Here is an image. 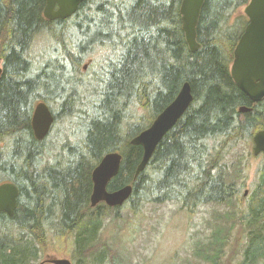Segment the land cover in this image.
Returning <instances> with one entry per match:
<instances>
[{"label":"trees","instance_id":"1","mask_svg":"<svg viewBox=\"0 0 264 264\" xmlns=\"http://www.w3.org/2000/svg\"><path fill=\"white\" fill-rule=\"evenodd\" d=\"M249 1L206 0L197 28L201 48L192 52L182 28V0H86L73 16L55 21L43 16L46 0H0V183L20 188L15 215L0 213V264H30L38 244L45 251L53 238L61 246L74 238L80 246L75 259L90 256L88 264L125 263L101 236L109 211L128 206L138 215L149 204L168 201L193 213L204 204L234 203L238 211L245 205L239 221L253 234L238 264L264 258V161L248 205L237 187L246 170L237 152L245 147L254 156L253 137L264 128V99L251 103L231 76L234 49L248 23L233 13ZM47 38L58 44L49 59L36 50L38 39ZM89 50L93 75L82 65ZM186 81L193 103L134 178L143 148L130 139ZM39 100L55 109L42 141L31 127ZM242 105L253 109L240 112ZM74 117L81 140L57 142L51 136L56 123ZM111 151L123 159L108 190L133 184V193L123 206L91 208L92 171ZM119 219L115 214L112 221ZM227 238L210 243L218 254L208 259L216 262L224 254Z\"/></svg>","mask_w":264,"mask_h":264},{"label":"rangeland","instance_id":"2","mask_svg":"<svg viewBox=\"0 0 264 264\" xmlns=\"http://www.w3.org/2000/svg\"><path fill=\"white\" fill-rule=\"evenodd\" d=\"M244 9L245 6L240 7L233 13V17L237 16L239 20L247 22L248 17ZM71 31L74 32L73 29ZM37 45V55L41 57L42 53L49 58L54 53L53 48L55 49L58 44L53 39L47 38L44 42L38 39ZM68 46L74 48L76 44H68ZM88 54L92 52L89 50L85 54L83 71L86 75H93L97 70L96 67H92L95 57L87 56ZM96 56L99 57V54ZM0 65L3 66L2 60ZM52 110L55 111L54 108ZM77 123L75 117L74 120L61 119L56 123L51 136L57 142H63L67 138L71 141L80 139L82 131ZM237 154L243 155L242 165L246 166L237 187L240 194L245 197V204L248 205L249 195L257 182L256 170L264 161V155L248 156L245 147H241ZM236 203L240 205L238 199ZM244 206L242 205L241 208ZM241 208L238 211L234 203L230 205L211 203L198 206L193 213L183 210L179 202L168 201L162 204H149L140 214L134 215L128 206H123L113 212L109 211L101 236L126 260L125 263L119 264H238L244 257L245 247L250 241L249 236L253 234L239 221ZM115 214H119L121 219L112 221ZM228 234L224 254L218 256L216 262L211 258L208 259L207 257L218 254L216 244L220 245L221 238ZM212 235L214 239L211 238ZM73 240L70 238L64 246H61L59 239L53 238V243L45 251L42 250V245L38 244L39 255L31 260L30 264H38L48 255L67 257L74 264H88L90 256L85 260L75 259V249L80 246ZM211 242L216 243L214 247L210 246ZM258 264H264V258Z\"/></svg>","mask_w":264,"mask_h":264},{"label":"water","instance_id":"3","mask_svg":"<svg viewBox=\"0 0 264 264\" xmlns=\"http://www.w3.org/2000/svg\"><path fill=\"white\" fill-rule=\"evenodd\" d=\"M86 0H46L43 16L46 20L66 19L73 16L79 6ZM206 0H182L180 14L182 28L190 51L201 48L198 42V24ZM244 13L249 21L234 49L231 64V76L238 86L251 100L264 98V0H250ZM3 67L0 65V79ZM192 85L183 83L176 97L155 117L152 123L130 139L131 145L143 148V155L138 164L134 178L146 168L159 143L178 123L194 101ZM252 108L246 105L239 107L240 112H248ZM55 122V115L49 105L39 100L34 104L31 127L38 141L44 140ZM252 152L255 156L264 154V128L253 137ZM123 156L119 151L106 153L92 171L93 189L90 195V206L96 208L105 202L108 206H122L133 193V184H126L114 190L108 185L120 171ZM20 195L19 186L12 181L0 183V213L9 217L15 215ZM73 264L67 257L48 255L38 264Z\"/></svg>","mask_w":264,"mask_h":264},{"label":"bare ground","instance_id":"4","mask_svg":"<svg viewBox=\"0 0 264 264\" xmlns=\"http://www.w3.org/2000/svg\"><path fill=\"white\" fill-rule=\"evenodd\" d=\"M123 3V2H122ZM170 27V26H169ZM172 28H173V26H172ZM108 33V32H107ZM156 34V33H155ZM211 34V33H210ZM4 37H5V35H4ZM3 37V38H4ZM154 37H155V35H154ZM208 37V36H207ZM2 38V37H1ZM6 38V37H5ZM172 39V38H171ZM219 39V38H218ZM215 40V39H214ZM2 41V40H1ZM219 41V40H218ZM210 42V41H209ZM214 42V41H213ZM95 43V42H94ZM152 43V42H151ZM212 43V42H211ZM219 43H220V41H219ZM224 43V42H223ZM96 44V43H95ZM214 44V43H213ZM224 45V44H223ZM96 46V45H95ZM92 47V46H91ZM214 47V46H213ZM32 48V47H31ZM72 48V47H71ZM93 48V47H92ZM131 48V47H130ZM128 50V49H127ZM31 51V50H30ZM61 51V50H60ZM113 51V50H112ZM140 52V51H139ZM54 54V53H53ZM70 55V54H69ZM73 55V54H72ZM70 57V56H69ZM164 57V56H163ZM32 58V57H31ZM49 59V58H48ZM60 59V58H59ZM58 60V59H57ZM168 61V60H167ZM49 62V61H48ZM173 62V61H172ZM76 63V62H75ZM170 63V62H169ZM78 64V63H77ZM147 65V64H146ZM161 65V64H160ZM36 67V66H35ZM68 67V66H67ZM117 67V66H116ZM57 69V68H56ZM132 69V68H131ZM147 70V69H146ZM56 71V70H55ZM44 73V72H43ZM104 76V75H103ZM157 78H158V76H157ZM155 79V78H154ZM176 96V95H175ZM57 99V98H56ZM95 99V98H94ZM54 100V99H53ZM149 101V100H148ZM57 102V101H56ZM139 102V101H138ZM73 103V102H72ZM53 104H55V103H53ZM76 104V103H75ZM56 105V104H55ZM62 105V104H61ZM95 105V104H94ZM141 105V104H140ZM207 105V104H206ZM73 106V105H72ZM149 107V106H148ZM151 110V109H150ZM136 111V110H135ZM228 111V110H227ZM132 112H133V110H132ZM150 114V113H149ZM146 115V114H145ZM105 116V115H104ZM198 116V115H197ZM196 116V117H197ZM231 116V115H230ZM240 116V115H239ZM98 117V116H97ZM133 117V116H132ZM151 117V116H150ZM92 120V119H91ZM141 120V119H140ZM197 120V119H196ZM245 122V121H244ZM244 122H243V124H244ZM222 124V123H221ZM229 124V123H228ZM255 127V126H254ZM185 128H187V127H185ZM117 132V131H116ZM240 133V132H239ZM235 134V133H234ZM239 135V134H238ZM232 137H235V136H232ZM211 138V137H210ZM225 138V137H224ZM228 139V138H227ZM81 140V139H80ZM223 140V139H222ZM229 141V140H228ZM192 142V141H191ZM212 155V154H211ZM218 155V154H217ZM215 157V156H214ZM212 158V157H211ZM213 159V158H212ZM217 160V159H216ZM216 162V161H215ZM220 163V162H219ZM55 164V163H54ZM209 164V163H208ZM216 164V163H215ZM44 165V164H43ZM204 167V166H203ZM176 168V167H175ZM210 168V167H209ZM212 168V167H211ZM208 169V168H207ZM211 170V169H210ZM199 171V170H198ZM206 172V171H205ZM209 172V171H208ZM19 173V172H18ZM32 174V173H31ZM192 175V174H191ZM196 175V174H195ZM201 175V174H200ZM13 177V176H12ZM204 179H206V178H204ZM196 180V179H195ZM24 181V180H23ZM197 182V181H196ZM18 184V183H17ZM264 185V184H263ZM262 193H264V192H262ZM52 208H53V206H52ZM53 213V212H52ZM55 216V215H54ZM29 223V222H28ZM33 225V224H32ZM25 227V226H24ZM43 231V230H42ZM45 232V231H44ZM48 232V231H47ZM34 233V232H33Z\"/></svg>","mask_w":264,"mask_h":264},{"label":"flooded vegetation","instance_id":"5","mask_svg":"<svg viewBox=\"0 0 264 264\" xmlns=\"http://www.w3.org/2000/svg\"><path fill=\"white\" fill-rule=\"evenodd\" d=\"M248 97V96H247ZM264 99V98H263ZM262 99V100H263ZM248 100L251 102V103H257V102H260V101H262V100H260V101H253V100H251L249 97H248ZM248 107H251L252 108V106H248ZM253 109V108H252ZM251 111V110H250ZM260 155H263V154H260ZM72 261V260H71ZM73 262V261H72ZM73 264H74V262H73Z\"/></svg>","mask_w":264,"mask_h":264}]
</instances>
